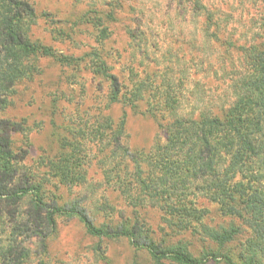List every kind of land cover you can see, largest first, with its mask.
<instances>
[{
    "label": "rangeland",
    "instance_id": "1",
    "mask_svg": "<svg viewBox=\"0 0 264 264\" xmlns=\"http://www.w3.org/2000/svg\"><path fill=\"white\" fill-rule=\"evenodd\" d=\"M262 1L28 0L37 15L30 40L55 57L26 61L28 75L0 94V140L16 171L11 187H37L48 205L78 206L98 228L136 230L166 250L196 258L214 251L249 264L252 231L226 215L206 186L183 201L199 214L188 222L145 190L176 122L223 118L234 108L232 81L244 73L247 52L264 49ZM99 56L118 79L119 103ZM80 143L85 180L64 185L51 163L73 156ZM29 209L25 203L20 211ZM55 228L46 242H27L25 264H158L126 240L90 237L78 220L57 218Z\"/></svg>",
    "mask_w": 264,
    "mask_h": 264
},
{
    "label": "trees",
    "instance_id": "2",
    "mask_svg": "<svg viewBox=\"0 0 264 264\" xmlns=\"http://www.w3.org/2000/svg\"><path fill=\"white\" fill-rule=\"evenodd\" d=\"M36 16L28 0H0V94H5L28 75L26 61L55 57L50 48L30 40ZM262 21L264 31V17ZM230 44L236 46L232 41ZM248 52L244 73L231 83L237 92L234 108L223 118L176 122L166 145L155 153L158 176L145 192L148 200L161 202L168 212L185 217L180 222H188L199 215L191 203L183 205L190 197L188 192L207 188L226 215L242 219L252 231L254 240L247 258L249 264H258L264 257V49L256 47ZM98 60L101 77L113 89L111 101L119 103L118 79L100 56ZM115 142L118 143L117 138ZM83 148L81 143L75 145L71 149L73 156L61 153L59 162L51 163V169L62 184L84 182L79 163L85 159ZM223 157L228 166L221 170ZM11 160V151L0 140V207L9 209L7 213L0 209V264H25L29 258L27 242H46L55 233L57 218L78 220L92 238L126 240L135 251L145 252L158 264H236L229 255L219 252L208 251L196 258L185 251L163 249L147 239H140L138 231L126 227L98 228L78 206L48 205L37 187H11L16 174ZM237 177H240L239 182H236ZM196 182H202L203 187L191 189ZM120 190L123 192L121 187ZM25 203L30 209L22 214L21 206ZM4 216L8 227L3 224Z\"/></svg>",
    "mask_w": 264,
    "mask_h": 264
}]
</instances>
